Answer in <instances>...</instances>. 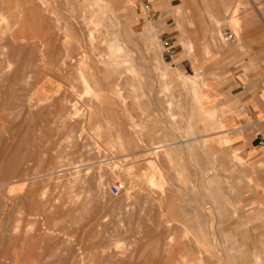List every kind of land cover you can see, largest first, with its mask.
Returning a JSON list of instances; mask_svg holds the SVG:
<instances>
[{"label": "rangeland", "instance_id": "1", "mask_svg": "<svg viewBox=\"0 0 264 264\" xmlns=\"http://www.w3.org/2000/svg\"><path fill=\"white\" fill-rule=\"evenodd\" d=\"M31 1L0 0V38L4 36L0 39V228H6L0 229V233L2 229L5 232L0 235V251L12 247L15 240L20 248L16 257L13 251L0 254V264H197L191 261L192 256L205 259V264L217 260V264H264V154L261 160H253L229 146L225 125L223 130L218 127L223 123L220 113L209 122L212 130L207 133L192 129L188 120L193 124L196 119L190 118V94L186 91L189 77L198 74V82L207 85L201 93L214 101L211 74L222 71L213 69L216 65L200 68L212 58L203 53L207 47L218 55L222 50L239 48L245 56L264 48V22L259 18L261 13L264 20L262 0H253L256 7L244 0L247 5L236 9L238 16L218 28L220 37H212L214 26L205 20L203 0H186L180 7L181 15L171 14L167 26L150 20L147 7L136 0H93L97 3L94 9L100 11L94 14L81 6L83 0L74 5L69 0H33L34 11L30 10ZM35 11L43 14L35 18ZM67 20L75 22L72 24L80 40L95 31L92 24L83 27L84 22H100L99 30L105 34L99 48L102 59L110 55L107 40L113 38L111 33L118 35L120 44L113 42L122 46L121 56L126 54L122 60H127L132 70L127 80L131 85L127 81L118 83L126 98L125 110L121 104L113 110L106 106L111 84L85 83L78 76L75 58L68 65L59 62L56 74H45L42 60L37 59L59 61L61 53L64 55L60 52L62 43L72 42L62 27ZM108 25L110 35L106 33ZM227 28L235 35V44L226 42ZM245 30H259L262 37H243ZM11 31L19 37L22 33L17 44L11 41ZM49 32L57 35L53 49L41 47L43 52L39 49V53ZM31 34L41 39L46 36L38 39L40 44L35 43L37 39L34 42L35 53H39H33L36 59L32 49H24L26 52L22 48L32 45L35 39ZM7 38L10 47L5 46ZM20 41H26L21 46L23 55ZM187 43H191V50ZM24 61L29 62L25 69L28 76L22 72L26 78L16 82L13 74L21 70ZM86 61L89 63V59ZM245 72L264 77V70ZM181 78L187 80V86L181 84ZM202 106L210 108L207 102ZM97 109L105 117L100 116L101 122L96 125L90 121ZM111 110L114 116L110 117ZM109 117L113 122L110 128L106 126L111 123ZM172 123H176L175 129ZM189 130L195 135L186 142L183 137ZM130 136H135L133 142L139 145L133 151ZM119 137H124V147L129 148L120 147ZM219 139L226 142L222 147ZM151 141L178 143L169 149L171 159L162 155L155 161L157 169L148 167L147 161L154 160L151 153L144 152ZM223 155L227 159L221 158ZM147 178L174 195L180 207L173 209L178 218H170L161 202V190L150 188ZM114 185L120 189L117 197L111 194ZM60 203L63 208L56 210ZM209 231L217 239L211 246L218 252L217 260L207 251ZM9 239L12 244H8Z\"/></svg>", "mask_w": 264, "mask_h": 264}, {"label": "bare ground", "instance_id": "2", "mask_svg": "<svg viewBox=\"0 0 264 264\" xmlns=\"http://www.w3.org/2000/svg\"><path fill=\"white\" fill-rule=\"evenodd\" d=\"M31 1V0H30ZM38 1V0H37ZM40 1V0H39ZM40 2H43L44 3V0L43 1H40ZM39 2V3H40ZM74 2H77V3H81V2H79V0H69V3L71 4V5H74ZM30 4H31V7H30V10H36L35 8H36V5L34 4V2H33V0L30 2ZM41 5H42V3H40ZM95 4H97V3H95L93 0H83V2L81 3V6L83 7V8H85V9H87V10H89L90 12H91V14H94V13H96V12H100V11H97L96 9H94V5ZM37 7H39L40 8V6L38 5V3H37ZM42 9V8H41ZM43 10V9H42ZM41 10V11H42ZM47 10V9H46ZM40 11V13H38V11L36 12L35 11V13L36 14H32V16L34 15H39V14H43L42 12ZM44 11H45V8H44ZM31 13H32V11H31ZM47 12L45 11L44 12V14L43 15H45ZM177 13H178V15H181V13H182V9L181 8H178V10H177ZM260 13V12H259ZM261 14V13H260ZM42 17V15H40V18ZM43 17H44V19H43ZM41 19H43V20H47V19H45L46 18V16H43ZM48 17V16H47ZM35 18H36V16H35ZM262 18V17H261ZM37 19H38V17H37ZM42 20V21H43ZM261 20H263V19H261ZM48 21V20H47ZM46 21V22H47ZM58 21V20H57ZM60 21V20H59ZM263 22V21H262ZM72 23H74L75 24V22H72ZM72 23H70V21H65L64 22V24H63V29H64V33L66 34V35H70L71 36V39H72V42H63L62 43V45H61V49L63 50V51H60V49H59V51L60 52H63V54L64 55H62V53H61V58H60V60L58 61V59L56 60V58L55 59H49V58H45V57H42L43 59H40L38 56V61H41L42 60V62H43V66H42V64H41V66L43 67V70H44V72H45V74H49V75H51L52 73H55V70H57V67H58V63L59 62H62L63 64H67L68 65V62L70 63L74 58L76 59V65L78 66V70H79V73H78V76L80 75V78L82 79V80H84V82L86 83V81H91V83L93 82V83H95V84H98V85H102L103 83H110L111 84V86L108 84V93H110V96L109 97H107V100H106V106L108 105L109 106V108H111L112 107V110H113V107H117L119 104H121V106H122V108L124 107V105L126 104V98H123L122 97V93H121V90H120V85H121V83H120V85H118V83L119 82H122V81H127L128 80V77H129V72H132V70L128 67V61L127 60H122V58H125L126 56V54L125 55H123V56H125V57H123V56H121V52H122V48H120V47H122V46H119V45H116L113 41H115V42H117V43H119L118 41L119 40H117V36L118 35H116L115 34V32L114 33H111V36L113 37L112 39H108L107 41H110V42H108V48H109V51H110V55H109V57L107 58V59H102L101 57H100V45L102 44V41H103V39H101V37L103 36V35H105V34H103V32L102 31H100L99 30V24H100V22H84L83 23V27H88V25L89 24H92L93 25V29L95 30V31H90V33L89 34H87L86 35V38L84 39V40H80V39H82V38H78L77 37V35H76V30H75V27H74V25L72 24ZM45 24H47V23H45ZM213 24V23H212ZM49 25V24H48ZM59 25V24H58ZM61 25V24H60ZM59 25V26H60ZM46 26V25H45ZM77 26V25H76ZM80 26V25H79ZM82 26V25H81ZM107 27V30H106V33L108 34L109 33V35H110V32H109V29L111 28V25H108V26H106ZM59 28V27H58ZM77 28H78V26H77ZM44 29V28H43ZM92 29V28H91ZM11 30V29H10ZM41 30V29H40ZM51 30H52V28H51ZM50 30V31H51ZM83 30H85V29H83ZM90 30V29H89ZM13 31V30H12ZM11 31V32H12ZM53 31V30H52ZM46 32V31H45ZM80 32V31H79ZM87 32V31H86ZM89 32V31H88ZM102 32V33H101ZM6 33V32H5ZM47 33V32H46ZM53 33V32H52ZM81 33V32H80ZM79 33V34H80ZM4 34V33H3ZM12 34V36L10 37L11 38V41H12V43H13V45L14 44H17V42H19L18 40H20V37L22 36V33L20 34L21 36L19 37V35H16V33H14V32H12L11 33ZM11 34H9V35H11ZM35 34H36V32H35ZM48 34H50V32L48 33ZM78 34V35H79ZM84 34V33H83ZM219 34V33H218ZM4 35H6V34H4ZM26 35V34H25ZM32 35V34H31ZM34 35V34H33ZM33 35L31 36V37H33ZM41 35V34H40ZM39 35V36H40ZM81 35V34H80ZM49 36V37H48ZM47 37L46 36H42L43 37V39H41L40 37H38L37 36V38L36 37H33L32 39H35V40H33L32 41V39L31 38H29L31 41H32V43L31 42H28V44L29 45H31L30 46V48H24V47H26V45L24 44V47H22L23 48V50L24 49H32V51L30 50V52H32V54L33 53H35L36 51L35 50H37V49H35L36 48V44L38 43V44H40V42L41 41H39L38 39L40 38L41 40H44V38H45V41H42L41 42V44H40V48H38V51H39V49H41V47L42 48H44V49H46V50H52L53 48H51L52 47V45H53V41L56 39V37H57V35H55L54 33L51 35H48ZM82 36V35H81ZM4 36L2 35L1 36V38L0 39H2ZM83 37V36H82ZM104 37V36H103ZM106 37V36H105ZM9 38V37H8ZM7 38V39H8ZM23 38V40H24V37H22ZM21 38V39H22ZM119 39H120V37H118ZM36 39L39 41V42H37L36 41ZM10 39H8L7 41V44H6V42H5V46L6 45H8V47H10V45L8 44L9 42H11V41H9ZM65 40V39H64ZM68 40V39H67ZM36 41V42H35ZM106 41V40H105ZM21 42V41H20ZM23 42H25L26 43V41H22L21 42V45H20V48H21V46H22V43ZM34 42L36 43V44H34ZM113 42V43H112ZM188 42V41H187ZM31 43V44H30ZM59 43V42H58ZM107 43V42H106ZM1 44V43H0ZM11 44V43H10ZM19 44V43H18ZM120 44V43H119ZM13 45H11V47H15V46H13ZM107 45V44H106ZM184 45V44H183ZM188 47H189V49L191 50L192 49V45H191V43H187L186 44ZM219 45V44H218ZM59 47H60V45H58ZM29 47V46H28ZM7 48V47H6ZM19 48V47H18ZM19 48V49H20ZM22 48L20 49L21 51H22ZM11 49V48H10ZM13 49V48H12ZM11 49V50H12ZM29 50H28V52H29ZM124 50H125V48H124ZM20 51V52H21ZM24 51H26V50H24ZM24 51H22V53H20V54H24L25 52ZM34 51V52H33ZM37 51V52H38ZM41 51H42V49H41ZM58 51V50H57ZM27 52V51H26ZM36 52V53H37ZM43 52V51H42ZM60 52H59V54L58 55H60ZM8 53H10L9 51H8ZM13 53H15V52H13ZM35 53V54H36ZM39 53H40V51H39ZM38 53V54H39ZM106 53V52H105ZM1 54V53H0ZM7 54V53H6ZM18 54V53H17ZM35 54H33V58H37L36 56L34 57V55ZM38 54H36V55H38ZM9 55V54H8ZM8 55H6L7 57H8ZM14 55H16V53L14 54ZM19 55V54H18ZM45 55V54H44ZM28 56V55H27ZM32 57V56H31ZM30 57V58H31ZM78 57V58H77ZM28 58V57H27ZM32 58V59H33ZM54 58V57H53ZM131 58V57H130ZM8 59H9V57H8ZM11 59V58H10ZM20 59V58H19ZM35 59H33L32 61L34 62V60ZM74 59V60H75ZM89 59V63H87L88 61H86V60H88ZM37 60H35L36 62H37ZM54 60H56V61H58L57 63H55L54 62ZM31 61V62H32ZM130 61V60H129ZM134 62V61H133ZM39 63V62H38ZM73 63V62H72ZM31 64H33V63H31ZM28 65H29V62L28 61H24V63H23V65H21V70L19 71V72H17V74H15V72H14V74H13V76L14 75H16V76H14V78L16 79L15 81L17 82V80L18 79H20V80H18V81H20V82H22L23 80H24V75H26L27 73V70H25L27 67H28ZM40 65V64H39ZM32 66V65H31ZM40 66V67H41ZM69 67H70V65H69ZM73 67V66H72ZM38 68V67H37ZM64 68V67H63ZM63 68H61V70L63 69ZM71 68V67H70ZM74 68V67H73ZM74 70V69H73ZM73 70H72V72H73ZM26 71V72H25ZM58 71H60L59 69H58ZM64 71V70H63ZM74 71H76V70H74ZM22 72H24V75H22ZM43 72V73H44ZM67 72V71H66ZM76 73V72H75ZM75 73H73V74H75ZM134 73V72H133ZM29 74V73H28ZM39 74H41V73H38V75ZM56 74V73H55ZM62 75H64V74H62ZM76 75V77H77V74H75ZM75 75H73V76H75ZM132 75H134V74H131V76ZM10 76V75H9ZM12 76V75H11ZM24 76V77H23ZM28 75H26V77H27ZM30 76V75H29ZM33 76V75H32ZM44 76V75H43ZM48 76V75H47ZM58 76V75H57ZM67 77H68V75H66ZM65 76V77H66ZM72 76V77H73ZM137 76V75H136ZM25 77V78H26ZM66 77V78H67ZM71 77V78H72ZM198 77H199V75L197 74L196 75V77H192V78H190L189 77V79H188V81H190V83H189V89H187L186 90V88L187 87H185V90L186 91H189L188 93L190 94V102H189V109H190V114H191V116H190V118H192V119H196L195 120V122L192 124V121H190V120H188L189 122L187 123L188 125H190V127L192 128V129H197V130H202V132H204V133H207L208 131H210V130H212V129H210V124H209V122L212 120V119H214V118H216V117H218L219 116V111L216 109V108H213V107H210V106H208V107H210L209 109H206V108H204L203 106H202V104L204 103V102H207V104H211L213 101L208 97V96H206V95H204V94H202L201 93V91H200V89L203 87H206L207 85L205 84V83H199L198 82ZM10 78V77H9ZM13 77L11 78V82L10 83H12V82H14L12 79H14ZM23 78V80L21 81V79ZM43 78V77H42ZM64 78V77H63ZM65 78V79H66ZM131 78H134L133 76L131 77ZM130 78V79H131ZM137 79H138V77H136ZM57 79V78H56ZM73 79V78H72ZM74 79H76V78H74ZM135 79V78H134ZM30 80H32V77H31V79ZM37 80V79H36ZM53 80V79H52ZM61 80V79H60ZM63 80V79H62ZM132 80V79H131ZM130 80V81H131ZM139 80V79H138ZM138 80H136V81H138ZM178 80V79H177ZM35 81V80H34ZM76 81V80H75ZM133 81H135V80H133ZM187 80L186 79H184V78H181V84L182 85H184V86H187L186 84H188V82H186ZM9 82V81H8ZM57 82H59V81H57ZM79 82V81H78ZM128 82V81H127ZM126 82V83H127ZM33 83V82H32ZM128 83H130V82H128ZM133 83H135V82H133ZM132 83V84H133ZM13 84V83H12ZM36 84V83H35ZM124 83H122V85H123ZM18 85V84H17ZM129 85H131V83L129 84ZM11 86V85H10ZM40 86H42V85H40ZM85 86H86V84H85ZM91 86V85H90ZM93 86H95L94 84H93ZM97 86V85H96ZM120 86V87H119ZM135 86V85H134ZM179 87H180V85H178ZM99 87V86H98ZM137 91V90H136ZM181 91V90H180ZM187 94V93H186ZM124 96V95H123ZM181 96H182V93H181ZM188 97H189V95H187ZM106 97V96H105ZM12 99V98H11ZM60 99V98H59ZM120 102V103H119ZM61 103V102H60ZM67 104V103H66ZM69 106V105H68ZM120 106V105H119ZM120 106V107H121ZM74 107V106H73ZM50 108V107H49ZM109 108H106V109H109ZM118 108V107H117ZM51 109V108H50ZM102 109V108H101ZM119 109V108H118ZM124 109V108H123ZM112 110L110 111L111 113H112ZM125 110V109H124ZM123 110V111H124ZM127 110V109H126ZM103 111L105 112H107V110H105L104 109V107H103ZM102 111V115H101V113L98 111V109L96 110V111H94V113L91 115V121L90 122H93V123H96V122H98L100 119H101V117L100 116H103V115H105V113ZM109 111V110H108ZM114 111L116 112V110H115V108H114ZM114 111H113V115H111V113H110V117L111 116H114ZM51 112V111H50ZM48 113V112H47ZM67 113V112H66ZM57 114H59V113H57ZM69 114V113H68ZM166 114V113H165ZM117 115H118V113H117ZM109 116V115H108ZM125 116V115H124ZM188 116H189V114H188ZM52 117V116H51ZM54 117V116H53ZM103 117H105V116H103ZM109 117V118H110ZM1 118V117H0ZM113 118H115V117H113ZM122 118V117H121ZM120 118V119H121ZM105 120V119H104ZM103 120V121H104ZM110 121L109 122H111V123H105L106 124V126L108 127V128H110L111 126V124L113 123L112 121H111V118L109 119ZM113 120V119H112ZM126 120V119H125ZM114 121V120H113ZM116 121V120H115ZM176 121V120H175ZM100 122H101V120H100ZM51 123V122H50ZM49 123V124H50ZM99 123V122H98ZM2 124V123H1ZM0 124V125H1ZM43 124V123H42ZM48 124V125H49ZM126 124V123H125ZM173 124V123H172ZM176 124V123H175ZM175 124H173V128L176 126ZM214 124V123H213ZM51 125H52V123H51ZM96 125H97V123H96ZM102 125V124H101ZM122 125H123V123H122ZM153 125H154V123H153ZM3 126V125H2ZM1 126V127H2ZM42 126V125H41ZM90 126V125H89ZM181 126H182V124H181ZM212 126V125H211ZM116 127V126H115ZM124 127V126H123ZM122 127V128H123ZM170 127H171V125H170ZM177 127H179V126H177ZM218 127H219V129L220 130H223L225 127H224V124L221 122L219 125H218ZM100 128V127H99ZM121 128V127H120ZM127 128V127H126ZM215 128V127H214ZM2 129V128H1ZM132 129V128H131ZM152 130H154V127L153 128H151ZM175 129V128H174ZM182 129V128H181ZM218 129V130H219ZM4 130V129H3ZM124 130L125 129H123V132H124ZM128 130V129H127ZM133 130V129H132ZM49 131V130H48ZM177 131H178V128H177ZM149 133H153V132H151V131H148ZM160 132V131H159ZM176 132V131H175ZM179 132V131H178ZM183 132H186V131H183ZM125 133V132H124ZM127 133V132H126ZM139 133V132H138ZM187 134L183 137V138H186V142H188L189 140H190V138L189 137H192V136H194L195 135V133H194V131H193V133H192V131H188V132H186ZM220 133V132H219ZM222 133V132H221ZM4 134V133H3ZM122 134V133H121ZM133 134V133H132ZM148 134V133H147ZM216 134V133H215ZM101 135V134H100ZM123 135V134H122ZM125 135V134H124ZM152 135H154V134H152ZM177 135V134H176ZM180 135V134H179ZM208 135V134H207ZM2 136V135H1ZM108 138L110 137L109 136V134L108 135H106ZM112 136V135H111ZM126 136V135H125ZM128 136V135H127ZM137 136H138V134H137ZM143 136V135H142ZM141 136V137H142ZM139 137V136H138ZM138 137H137V140H139L138 139ZM150 137H153V136H150ZM205 137H207V136H205ZM107 138V139H108ZM126 138V137H125ZM130 138H131V136H130ZM129 138V142H131V140H132V142H133V139L132 138H134V140H135V136H133L131 139ZM1 139H3V138H1ZM106 139V138H105ZM127 139H128V137H127ZM149 139V138H148ZM152 139V138H151ZM150 139V140H151ZM200 139V138H199ZM124 137L123 138H121V137H119L118 139H117V142L119 143V145H120V147H124V146H126V145H124ZM145 140H147V139H145ZM109 141V140H108ZM139 141H141V140H139ZM127 142V141H126ZM126 142H125V144H126ZM128 142V143H129ZM129 143V144H131V151H133L135 148H137L138 146L136 145V141H134V142H136L135 144H134V142L133 143ZM152 142V141H151ZM156 142V141H155ZM205 142V141H204ZM226 142L229 144V146H231L230 144L232 143L231 141H228L227 139H226ZM225 141L223 142V140L222 139H219L218 140V144L222 147L225 143H226ZM139 143V142H138ZM148 143V142H147ZM208 143V142H207ZM140 144V143H139ZM202 144H204V143H202ZM119 145H118V147H119ZM128 145V144H127ZM175 145H178V143H174V142H170V141H167V142H160V143H153L152 142V144L149 146V144H148V146L146 147V145L144 146L145 148H147L144 152H147V153H151V157H153L152 159L154 160V162L151 160V161H147L148 162V167L149 166H151V167H154L155 169H157L158 168V166L156 165L157 163H155V161H157V160H159V157H161L162 155L163 156H165V158H167V159H171V155H170V151H169V149H170V147H173V146H175ZM130 146V145H129ZM202 146H205V144L204 145H202ZM128 147V146H127ZM127 147H124V148H126L127 149ZM149 147V148H148ZM117 148V147H116ZM129 148V147H128ZM144 148V149H145ZM194 148V147H193ZM220 148V147H219ZM230 148V147H229ZM119 149V148H118ZM125 149V150H126ZM200 150H201V148H200ZM131 151H129L130 153H131ZM143 152V153H144ZM216 152V151H215ZM219 152V151H218ZM137 153V152H136ZM140 153H142V152H140ZM173 153V152H172ZM176 153V152H175ZM180 153V152H179ZM190 153V152H189ZM220 153V152H219ZM145 154V153H144ZM221 154V153H220ZM139 155V154H138ZM130 156H135V154H131ZM146 156H147V154H146ZM225 155H223L221 158H226L227 159V157L225 156ZM148 157V156H147ZM147 157H144V158H147ZM177 158V157H176ZM175 158V159H176ZM210 158H211V156H210ZM214 158V157H213ZM233 158V157H232ZM234 158H236L235 156H234ZM133 159V158H132ZM164 159V158H163ZM162 159V160H163ZM161 160V159H160ZM221 160V159H220ZM239 160V159H238ZM226 161V160H225ZM229 160H227V162H228ZM231 161V160H230ZM234 161H237V160H235L234 159ZM240 161V160H239ZM220 162V161H219ZM222 162H223V160H222ZM232 162H233V160H232ZM238 162V161H237ZM236 162V163H237ZM160 163V162H159ZM168 163H169V161H168ZM241 164H243V162L241 163ZM159 165V164H158ZM220 165H223V164H220ZM226 165V164H225ZM228 165V164H227ZM238 165H240L239 163H238ZM164 166V165H163ZM215 166V165H214ZM237 166V165H236ZM240 166H242V165H240ZM224 167V166H223ZM229 167H230V165H229ZM231 169H233L232 167H231ZM209 170V169H208ZM230 170V169H229ZM9 171V170H8ZM247 171V170H246ZM5 176V175H4ZM240 178V177H239ZM7 179V178H6ZM148 179V178H147ZM14 181V180H13ZM19 181V180H18ZM154 180L152 179V178H149L148 179V185L150 186V188H157V189H160V187L158 186V184H156V183H154L153 182ZM219 181V180H218ZM238 181V180H237ZM209 182V181H208ZM13 183V182H12ZM9 184V183H8ZM11 184V183H10ZM208 184V183H207ZM213 184H215V183H213ZM220 184V183H219ZM211 187V186H210ZM13 190V189H12ZM161 190V196H162V198H161V202H163L165 205L163 206V207H166V209L168 210V212L170 213V215L169 216H171L170 218H178V216L176 215V213L177 212H175V210H173L174 208L176 209V205H177V203H176V200L174 199V195H169V194H167V192L165 191V189H160ZM211 191V190H210ZM212 191H214V190H212ZM164 192V193H163ZM213 194V193H212ZM216 195V194H215ZM214 197V196H213ZM10 199V198H9ZM215 199V198H214ZM7 200V199H6ZM15 200V199H14ZM178 200V199H177ZM13 201V200H12ZM229 202V201H228ZM12 203V202H11ZM14 203V202H13ZM58 203V202H57ZM179 203V202H178ZM15 205V204H14ZM58 205V204H57ZM56 205V207H54L56 210H60L61 208H63V205L64 204H59L58 206ZM180 205V204H179ZM10 206V205H9ZM13 206V205H12ZM232 206V205H231ZM7 207V206H6ZM177 207H178V205H177ZM8 208V207H7ZM53 208V207H52ZM53 208V209H54ZM157 208V207H156ZM162 208V207H161ZM178 208H180V207H178ZM213 209V208H212ZM56 210H54V211H56ZM178 211V210H177ZM224 211H226V210H224ZM229 211H230V209H229ZM229 211H227V213L229 212ZM222 212V211H221ZM55 213V212H54ZM182 213V212H181ZM209 213V212H208ZM215 213V212H214ZM181 215V214H180ZM211 214H209V216H210ZM1 216V215H0ZM55 216V215H54ZM199 217H201V216H199ZM1 218V217H0ZM3 218V217H2ZM1 218V219H2ZM180 218H181V216H180ZM232 218V217H231ZM5 219H6V217H5ZM4 219V220H5ZM55 219H56V217H55ZM201 219H202V217H201ZM8 220V219H7ZM210 220V219H209ZM214 220V219H213ZM2 223H3V221H2ZM2 223H0V224H2ZM8 223V222H7ZM5 224V223H4ZM215 224V223H214ZM213 225V224H212ZM4 226V225H3ZM5 227H6V225H5ZM1 228H3L2 227V225H1ZM0 228V229H1ZM208 228H210V227H208ZM4 229V228H3ZM2 229V230H3ZM6 229V228H5ZM4 229V230H5ZM1 230V232L2 233H0V235L1 234H3V233H5V232H3ZM213 230V229H212ZM6 231V230H5ZM15 232V231H14ZM186 233H187V231H185ZM188 234V233H187ZM15 235V234H14ZM14 235L13 236H11L12 238L14 237ZM195 235V234H194ZM200 235V234H199ZM3 236V235H2ZM212 236V234L210 233V231H209V233H208V237H210L209 238V240H210V242H209V246H208V254H211L210 256L211 257H215L214 259H216V253H218V252H215V251H213L212 249H211V246L213 247L214 246V240L216 239H214V238H212L211 237ZM216 236V235H215ZM4 237V236H3ZM10 238V237H9ZM5 239V238H4ZM14 240L15 239H17V238H13ZM20 240H22L21 238H20ZM217 240V239H216ZM5 241H6V239H5ZM13 241V240H12ZM12 241L10 242V239H9V241H8V244H12ZM17 240H15V241H13V244L11 245L12 247H6L7 249H4V250H2V251H0L1 253V255H7V254H9L11 251H13L14 252V256L16 257L17 255H19V252L17 251V249H20V248H17V242H16ZM207 241V240H206ZM10 242V243H9ZM22 242V241H21ZM198 242V241H197ZM201 242H202V238H201ZM216 242H219V241H216ZM6 244H7V242H6ZM2 245V244H1ZM19 245V244H18ZM22 245V244H21ZM20 245V247L22 248V246ZM3 246H4V244H3ZM221 248V247H220ZM216 249V248H215ZM214 249V250H215ZM203 251V250H202ZM201 252V251H200ZM157 253V252H156ZM202 253V252H201ZM205 253H207V252H205ZM224 253V252H223ZM208 254H205V256L204 257H206ZM202 255H204L203 253L201 254V256ZM221 255H222V253H221ZM189 256V255H188ZM190 257V256H189ZM219 257V256H218ZM234 257V256H233ZM208 258H206V260H207ZM194 261V262H196L197 264L199 263V264H205V259H202V258H200V257H198V256H192V259H191V261ZM212 260L213 259H211V262H212ZM217 260V259H216ZM215 260V261H216ZM220 260H217V262L216 263H213V264H217L218 262H219ZM222 261V260H221ZM207 262H210V259H209V261H207ZM223 262V261H222ZM126 263V262H125ZM166 263L168 264V262L166 261ZM171 263H173L172 261H171ZM184 263V262H183ZM220 263V262H219ZM165 264V263H164ZM177 264V263H176ZM191 264V263H190ZM193 264V263H192Z\"/></svg>", "mask_w": 264, "mask_h": 264}, {"label": "crops", "instance_id": "3", "mask_svg": "<svg viewBox=\"0 0 264 264\" xmlns=\"http://www.w3.org/2000/svg\"><path fill=\"white\" fill-rule=\"evenodd\" d=\"M252 7H256L253 0H246ZM147 7L150 20L156 23L167 22L171 14H177L178 8L185 5L186 0H136ZM261 4L264 5V0ZM206 21H211L215 34L220 37L218 28L228 22L230 18L238 16L239 6H246L244 0H203ZM259 18L261 15L259 14ZM264 22V20H261ZM216 28V29H215ZM225 35H231V44L236 43L235 35L227 28ZM243 37L261 38L259 30H245ZM258 45L262 42L257 41ZM204 54L211 55V60L203 64L206 68L222 71L220 74H211L210 84L213 102L208 106L216 108L226 127L227 140L241 154L253 160H261L264 154V77H255L248 74L247 70H264V48L259 47L251 56L243 55L239 48L222 50L219 55L208 47ZM220 63V65H217Z\"/></svg>", "mask_w": 264, "mask_h": 264}, {"label": "built area", "instance_id": "4", "mask_svg": "<svg viewBox=\"0 0 264 264\" xmlns=\"http://www.w3.org/2000/svg\"><path fill=\"white\" fill-rule=\"evenodd\" d=\"M225 40H226V42H231L233 40V37L231 35H225ZM111 194L115 197L119 196V194H120L119 187L116 185L112 186Z\"/></svg>", "mask_w": 264, "mask_h": 264}]
</instances>
